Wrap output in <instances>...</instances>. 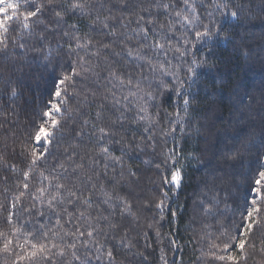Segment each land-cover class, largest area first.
Instances as JSON below:
<instances>
[{"label":"snow or ice","instance_id":"obj_1","mask_svg":"<svg viewBox=\"0 0 264 264\" xmlns=\"http://www.w3.org/2000/svg\"><path fill=\"white\" fill-rule=\"evenodd\" d=\"M230 4L231 0H210V4L204 0H0V61L4 62L0 81L5 94L10 99L18 96L12 74L25 66L51 70L55 76L38 122L18 143L12 141L14 159L0 151L4 172L0 264H125L118 253L149 260L146 250L151 244L143 245L145 251H133L140 247L139 238L148 241V229L154 227V222L141 224L143 209L135 197L140 173L134 157L156 150L164 93L182 97L184 116L176 111L161 135H172L178 124L184 130L190 100L182 90L196 83L199 69L209 66L208 56L197 53L201 46L212 53L213 42L228 40L225 24L239 20L245 10L239 3ZM209 7L205 21L199 9ZM72 98H78L76 109L69 108ZM83 108L89 111L71 129L72 142L54 157L53 147H58L69 121H74L71 113L80 115ZM16 115L12 110L11 116ZM0 116L5 122L9 119L6 111ZM0 135L7 141V133ZM236 135L246 136L249 143L254 139ZM260 144L264 149V127ZM179 155L168 149L163 160L174 167L170 180L165 177L162 182L176 188L183 179V166L175 167ZM222 155L230 168L229 161L241 154L226 149ZM142 163L158 170L163 166L148 159ZM9 173L17 177L13 187L7 184ZM228 176L224 172L223 180ZM243 180L246 194L242 203L232 205L221 191L222 183L214 178L206 185L198 205L205 218L199 241L207 245V252L197 258L202 264H207L205 257L218 264H264V151L256 153V163L247 167ZM168 196L162 191L155 204L160 220L165 219ZM222 203L231 212L226 222ZM141 228L145 230L136 231ZM155 235L162 244L159 228ZM168 239L173 251L180 249L170 233ZM159 253V264H175L163 247Z\"/></svg>","mask_w":264,"mask_h":264},{"label":"trees","instance_id":"obj_2","mask_svg":"<svg viewBox=\"0 0 264 264\" xmlns=\"http://www.w3.org/2000/svg\"><path fill=\"white\" fill-rule=\"evenodd\" d=\"M204 3L210 4V0H204ZM236 3L243 5L245 10L239 20H229L225 24L229 39L213 42L212 53L203 46L202 52L197 53L198 56H208L209 66L199 69L196 83L182 90L190 100L188 114L182 121L184 130L180 131L178 124V130L172 135H161L162 130L169 129V122L175 119L176 111L179 110L184 116L182 97L164 93L159 101L160 124L156 129V150H147L134 157V167L140 173L139 183L135 186V197L138 199V206L143 209L141 224L154 222V227L148 229V241L139 238L136 243L140 247L133 250L145 251L143 245L151 244L146 250L149 260L142 262L138 258L118 253V258L123 259L125 264L129 260H132V264H159L160 247L165 249L170 262L175 260V264H202L197 258L207 252V245L206 241H199L205 218L198 205L207 190L206 185L210 186L214 178L218 184L222 183L221 191L227 193L230 205L242 203L246 194L243 176L247 167L256 163V153L264 151L260 144V133L264 127V0H231L230 7ZM199 11L206 21V12L211 11V8H200ZM9 35L14 37L16 33L10 32ZM100 38L97 36V39ZM28 42L31 43L30 40ZM3 67L4 62L0 61V68ZM12 79L18 82L19 94L11 99L5 94L4 81H0V111H6L9 115L7 122L0 116V133L8 134L7 141L0 135V151H6L10 160L14 159L11 155L13 139L18 143L31 130L32 123L38 122V115L49 100L55 76L51 70L25 66L22 71L13 73ZM77 99H71L70 109L78 107ZM12 110L17 114L15 117L11 116ZM88 111V108H83L80 115L74 111L71 113L74 121H69L63 138H58V147H53L54 157L63 153L72 142L71 129ZM166 113H172V116L168 117ZM237 132L254 139L249 143L246 136L237 137ZM128 135L131 136V132ZM226 135L232 137V140L226 139ZM168 149L180 153L178 165L175 166H183V179L179 188L162 182L165 177L170 180L174 167L170 163L163 164L164 153ZM226 149H235L241 154L236 160L229 161L230 168L223 162L222 154ZM116 154L119 155V151ZM145 159L160 162L163 166L159 170L154 166H145L142 163ZM224 172L229 173L227 181L223 180ZM3 176L4 172L0 171V178ZM15 179V175L8 174L9 187L14 186ZM2 188L3 183H0V191ZM162 191L169 193L165 202L164 220L159 219L155 208V204L162 198ZM221 199L225 197L221 196ZM147 202L151 203L144 209ZM220 208L225 213L223 218L226 222L231 212L225 210L223 203ZM172 213H175L174 217ZM208 223L212 224L213 221L208 220ZM156 228H159L164 237L162 244L156 239ZM144 230L141 228L136 231ZM169 233L180 245L179 250L173 251L171 248ZM204 260L207 264H218L206 257Z\"/></svg>","mask_w":264,"mask_h":264}]
</instances>
